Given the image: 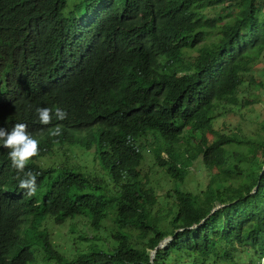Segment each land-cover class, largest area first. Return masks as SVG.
Returning a JSON list of instances; mask_svg holds the SVG:
<instances>
[{"label": "trees", "instance_id": "1", "mask_svg": "<svg viewBox=\"0 0 264 264\" xmlns=\"http://www.w3.org/2000/svg\"><path fill=\"white\" fill-rule=\"evenodd\" d=\"M71 1L0 0V92L17 101L0 128L26 123L39 142L31 198L0 147V264H33L35 246L45 264H264V136L214 128L222 104H249L237 94L264 52V0ZM36 107L67 119L40 125ZM147 149L167 194L143 174ZM201 163L205 190L183 192ZM78 218L87 244L71 257L46 226Z\"/></svg>", "mask_w": 264, "mask_h": 264}, {"label": "rangeland", "instance_id": "2", "mask_svg": "<svg viewBox=\"0 0 264 264\" xmlns=\"http://www.w3.org/2000/svg\"><path fill=\"white\" fill-rule=\"evenodd\" d=\"M80 0H72L71 6ZM207 17H213L214 11L207 9L204 11ZM218 38L217 33L209 36V40ZM244 84V85H243ZM243 85V86H242ZM242 87L238 91V98L242 102L249 101L248 105L226 106L221 105L215 113L214 128L217 130H224V133L232 134L239 133L242 136L255 138L258 135H263L264 127V52L252 66L250 72L243 74ZM152 143V141L150 140ZM184 151V146L179 147ZM150 149V148H149ZM147 149L145 151V159L142 163L143 174H147L151 182V186L156 187L157 195L168 193L172 191L173 185L170 184L168 176L165 171L157 166L155 155ZM72 150V151H71ZM67 150V157L71 165H75L78 169H84L92 177L97 176L98 171L94 166L95 160L92 156L83 155V149L78 146L71 147ZM184 154V153H183ZM260 155V154H259ZM61 159H54L51 162L59 163ZM191 174L184 187L183 192H190L197 194L205 190L207 179L203 164H197L191 167ZM207 183V182H206ZM88 221L83 218H78L75 221H68L65 225H48L47 230L50 233V238L56 246L55 248L62 253L73 257L76 253L77 247L85 246L87 243L82 240L83 230H88ZM106 225L111 226V222L107 221ZM197 226V225H196ZM45 227V226H44ZM92 236V234H90ZM38 246H35L36 261L33 264H45L44 257ZM242 259L245 264H250L248 255L243 254Z\"/></svg>", "mask_w": 264, "mask_h": 264}, {"label": "clouds", "instance_id": "3", "mask_svg": "<svg viewBox=\"0 0 264 264\" xmlns=\"http://www.w3.org/2000/svg\"><path fill=\"white\" fill-rule=\"evenodd\" d=\"M0 92V118L9 120L12 116L10 106L17 101ZM37 121L40 125L48 126L53 119L63 121L67 119V112L59 107L53 111L49 107H36ZM62 134V126L57 124L48 129L49 137H58ZM38 140L32 137L26 123H16L10 130L0 128V147L8 153L10 165L16 170L19 190H23V196L31 198L37 192V174L25 171L29 160L38 153ZM71 150V146L66 147ZM3 150V151H4ZM72 151V150H71ZM23 173V176L20 174Z\"/></svg>", "mask_w": 264, "mask_h": 264}, {"label": "water", "instance_id": "4", "mask_svg": "<svg viewBox=\"0 0 264 264\" xmlns=\"http://www.w3.org/2000/svg\"><path fill=\"white\" fill-rule=\"evenodd\" d=\"M222 205H219L217 206L215 209H217L218 207H221ZM214 209V210H215ZM184 228H180L178 229V231H181L183 230ZM175 239V236H169L167 237L166 239H164L161 243H159L155 249L151 252V261H154V258H155V254H156V251L159 249V248H166L168 246V244L173 241Z\"/></svg>", "mask_w": 264, "mask_h": 264}]
</instances>
